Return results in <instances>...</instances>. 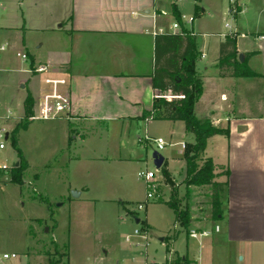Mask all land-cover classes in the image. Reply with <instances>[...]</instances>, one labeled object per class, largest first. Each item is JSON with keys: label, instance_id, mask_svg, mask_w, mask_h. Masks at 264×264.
Instances as JSON below:
<instances>
[{"label": "crops", "instance_id": "1", "mask_svg": "<svg viewBox=\"0 0 264 264\" xmlns=\"http://www.w3.org/2000/svg\"><path fill=\"white\" fill-rule=\"evenodd\" d=\"M223 1L0 0V117L8 111L22 116L28 93L38 103L48 73L32 70L38 65H51L53 74L67 78L65 89L71 97L68 117L55 120L59 122L56 127L63 131L62 152L66 155L58 162H81L85 151L102 154L99 160L117 164L119 179H123V165L138 161L135 153L151 145L146 136L166 140L152 131V121L163 123L168 130L166 146L195 142L184 121L149 115L160 93L154 82L158 37L181 30L193 33L199 54L196 70L203 83L195 113L209 118L215 126L230 129L229 135L210 137L201 156L213 159L214 180L226 183L223 214L214 225L195 220L189 206L199 186L188 184L185 149L180 146L166 155L159 151L165 158L161 168L168 171L170 182L179 178L177 188L165 185V175L158 178L165 185L164 202L170 203L175 194L181 208L190 212L186 227L171 208L178 230L168 236L167 242L161 238L167 243L166 264H252L255 260L264 264V115L250 117L243 110L237 111L245 106L246 80H264V0H229L228 5ZM228 15L231 23H223ZM217 17L222 18V27L216 30L213 19ZM176 22L178 28L174 27ZM229 38L236 40L239 60L241 54L244 60L250 54L247 64L258 76L237 77L232 70L220 68L221 46ZM19 53H27L28 59ZM188 134L193 135V142L181 140ZM100 180L105 184L109 176L102 175ZM78 186L83 188L78 196L97 199L90 197L87 180ZM117 194L110 200L116 202L118 198L124 206L133 202ZM135 219L142 224V219ZM142 221L153 236L157 228L148 218ZM29 232L31 240L25 249L29 264H52V258H47L55 253L54 231L47 228L40 233L31 227ZM0 251L8 252L3 246ZM119 251L110 257L104 250L95 256L96 264H163L150 261L143 252L136 254L121 247ZM87 259L91 260L90 256ZM61 260L71 264L70 247Z\"/></svg>", "mask_w": 264, "mask_h": 264}, {"label": "rangeland", "instance_id": "2", "mask_svg": "<svg viewBox=\"0 0 264 264\" xmlns=\"http://www.w3.org/2000/svg\"><path fill=\"white\" fill-rule=\"evenodd\" d=\"M223 2L225 5L229 4V0ZM213 21L217 30L222 24V18L217 17ZM224 22L231 23V16H226ZM246 83L243 94L245 106L238 107L237 111L243 110V113L250 117L264 115V80L250 78ZM25 121L29 122L27 129L32 122L33 124L22 132L19 143L30 167L24 173L23 183L17 185L12 182V168L7 173H0L4 178L3 183H0V246L9 253L15 252L18 255L16 258L5 260L4 264H29L25 249L31 240L29 232L31 227L38 229L40 233L47 228L54 231L52 238L59 246V251L67 252L70 247L71 264H96L95 256L108 250L110 257H115L120 252V247L132 250L136 254L143 252L144 255L148 254L150 261L166 264L168 256L166 242L168 236L174 234L178 228L174 226V209L170 203L163 200V186L168 184L172 188H177L176 182L179 178L170 182V178L165 177L167 181L165 185L158 180L165 174L163 168H157L154 163L153 153L158 151L156 143L152 142L146 150L140 148L134 155L139 158L138 161L125 163L123 179H119L117 164H114V161L109 164L99 160L98 157H102V154L93 155L85 151L81 162L66 161L68 164L62 162L60 164L58 161L65 159L66 155L62 152L63 131L60 126L56 127L59 125L58 121L31 120L26 115L25 108L22 116L17 117L14 112L11 117L5 115L0 117V125H6L12 131L19 122ZM150 125L152 131L169 140L168 130L163 123L152 121ZM142 128L141 132H144V124ZM181 140L193 142L194 137L188 134ZM180 146L168 145L160 152L166 155L181 148ZM3 156L8 164L13 165L12 167L19 162L18 152L12 143L4 151ZM207 159L209 158H201L198 161L199 165L202 166ZM85 165L89 166V169H84ZM146 170L156 173L155 184L161 197L158 198L156 195L147 201L144 209L138 210L136 205L146 201L148 191L146 182L139 177L138 172ZM102 175L109 176L105 184L100 180ZM86 180L90 187L89 194L92 195L90 197L97 199L85 200V194L75 196L74 192L79 193L83 189L78 185ZM116 193L129 197L134 203L129 202L124 206L118 198L116 202L111 201L110 199H116L114 197ZM211 194L210 185L199 186L194 194L193 205L191 204L189 209L195 215V220L214 225L217 219L211 213ZM135 218L142 220L148 218L157 228L152 233L153 236L147 232L145 236L135 235L131 241H127L128 234H133L136 229L141 230V224H137ZM162 237L166 238V242H161ZM136 243H139L138 246L134 245ZM41 248L42 246L38 247V250ZM242 254L248 259L247 251ZM87 256H90L91 260H88ZM57 257L59 256L54 253L47 259L49 261ZM256 261L258 260L252 264H261Z\"/></svg>", "mask_w": 264, "mask_h": 264}, {"label": "trees", "instance_id": "3", "mask_svg": "<svg viewBox=\"0 0 264 264\" xmlns=\"http://www.w3.org/2000/svg\"><path fill=\"white\" fill-rule=\"evenodd\" d=\"M197 2L200 0H196ZM198 8V5L196 6ZM174 11L177 17L181 16ZM166 45V48H163ZM164 50V51H163ZM198 50L193 38V34L187 30L176 33H169L159 36L156 42V70L155 87L162 95L168 92L172 95H185V98L167 99L164 96L156 97L154 108L149 115L155 119L182 120L186 123L188 132L195 136V142L187 144L185 148V158L187 162L188 184L202 186L210 185L212 188L211 205L212 216L218 219L223 214L222 198L226 183L215 181V164L212 159L205 160L200 166L199 160L205 151L208 139L215 134L229 135L230 129L215 126L209 118H200L195 113V105L203 92V83L196 70ZM240 61L237 57V46L234 38H229L221 46L220 68L232 70V75L237 77H255L259 74L247 64L248 57ZM37 101L32 93H28L25 100L26 115L34 112ZM29 122H19L12 131V146L19 155V165L12 168V181L22 184L25 171L29 164L19 147L20 132L27 129ZM166 177L169 178L168 171L163 168ZM175 210L177 219L183 226L188 227L190 223V212L188 208L182 209L175 194L170 202ZM144 231L149 230V226L140 221ZM59 246H55V254L59 256L57 260H52V264H63L61 258L65 252L59 251Z\"/></svg>", "mask_w": 264, "mask_h": 264}, {"label": "built area", "instance_id": "4", "mask_svg": "<svg viewBox=\"0 0 264 264\" xmlns=\"http://www.w3.org/2000/svg\"><path fill=\"white\" fill-rule=\"evenodd\" d=\"M232 2H236L237 0H231ZM234 11H237L235 9ZM174 27L178 28L179 23L176 22ZM193 34V33H192ZM19 55L24 59H28L27 53H19ZM36 73H48V76L44 78L45 87L41 91V95L37 105L34 107V112L30 115L31 120H56L68 117V114L71 110V97L69 92L65 89V86L68 84V80L63 75L53 74V69L51 65L44 64L38 65L33 70ZM164 96L167 99L173 98H185V95H172V94H165L162 95L161 93L157 94L156 97ZM6 117H11L12 112L8 111L5 115ZM146 139L156 143L158 147V151H161L167 145V141L163 137H149L146 136ZM12 140V130L8 128L6 125H0V173H7L13 165L8 164L6 158L3 156V153L8 146L11 144ZM183 149L187 147L185 142L181 143ZM139 177H142L147 184V199L144 202H139L136 206L138 210L144 209L147 205V201L149 199L155 198L156 195L159 196L157 193L156 188V174L152 170L140 171L138 172ZM219 230V226L216 227ZM147 231H144L142 228L136 229L133 234H128L126 236L127 241H131L132 236L135 235H143L145 236ZM194 236L195 233L192 232ZM174 249L171 248L170 252L173 253ZM18 255L17 253H9V252H2L0 251V264H4L5 260L10 258H16Z\"/></svg>", "mask_w": 264, "mask_h": 264}, {"label": "water", "instance_id": "5", "mask_svg": "<svg viewBox=\"0 0 264 264\" xmlns=\"http://www.w3.org/2000/svg\"><path fill=\"white\" fill-rule=\"evenodd\" d=\"M240 60H244L243 55H240ZM153 158H154V163L156 165L157 168H161L163 163H164V156L159 152V151H155L153 153ZM75 196H78V192H74ZM137 221L139 222L140 220L137 218Z\"/></svg>", "mask_w": 264, "mask_h": 264}]
</instances>
